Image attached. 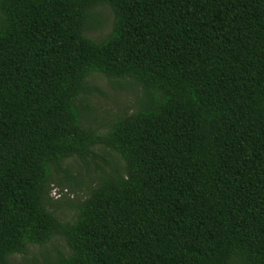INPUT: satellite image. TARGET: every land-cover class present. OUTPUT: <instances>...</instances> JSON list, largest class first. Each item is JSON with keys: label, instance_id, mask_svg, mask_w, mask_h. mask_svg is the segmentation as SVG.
I'll use <instances>...</instances> for the list:
<instances>
[{"label": "trees", "instance_id": "obj_1", "mask_svg": "<svg viewBox=\"0 0 264 264\" xmlns=\"http://www.w3.org/2000/svg\"><path fill=\"white\" fill-rule=\"evenodd\" d=\"M92 74L139 90L103 132ZM97 147L123 169L63 222L52 173ZM55 237L45 264H264V0H0V264Z\"/></svg>", "mask_w": 264, "mask_h": 264}, {"label": "rangeland", "instance_id": "obj_2", "mask_svg": "<svg viewBox=\"0 0 264 264\" xmlns=\"http://www.w3.org/2000/svg\"><path fill=\"white\" fill-rule=\"evenodd\" d=\"M95 16L99 22L96 29L89 32V37L95 40L104 38L111 30L113 15L106 6H100L95 10ZM90 91L83 96V102L90 108V114L86 116L85 125L98 126L103 132L107 123L114 117L129 112L134 104L135 97L139 94L136 88L126 90H115L110 81L99 74H92L87 80ZM94 153L98 158L84 165L75 159L68 160L63 168L81 181L80 185L73 186L61 181L63 174L52 173L49 199L47 207H56V216L63 222L72 221L77 214L75 204L82 202L90 189L95 185L94 179L101 171H109V165L123 169V161L111 150L97 147ZM105 160L108 164L102 161ZM56 187V189H51ZM66 192V193H65ZM61 194V199L56 194ZM60 200V201H59ZM73 204L70 206L69 204ZM67 253V247L62 239L55 237L49 243L42 246H31L26 255L16 256L13 264H45V262L56 255V253Z\"/></svg>", "mask_w": 264, "mask_h": 264}]
</instances>
